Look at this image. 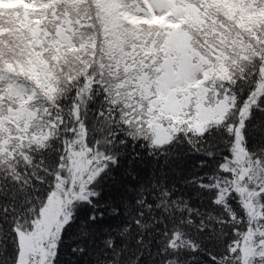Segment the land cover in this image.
<instances>
[{
  "label": "snow or ice",
  "instance_id": "obj_1",
  "mask_svg": "<svg viewBox=\"0 0 264 264\" xmlns=\"http://www.w3.org/2000/svg\"><path fill=\"white\" fill-rule=\"evenodd\" d=\"M0 264H264V0H0Z\"/></svg>",
  "mask_w": 264,
  "mask_h": 264
},
{
  "label": "trees",
  "instance_id": "obj_2",
  "mask_svg": "<svg viewBox=\"0 0 264 264\" xmlns=\"http://www.w3.org/2000/svg\"><path fill=\"white\" fill-rule=\"evenodd\" d=\"M145 170H150V165L146 166Z\"/></svg>",
  "mask_w": 264,
  "mask_h": 264
}]
</instances>
